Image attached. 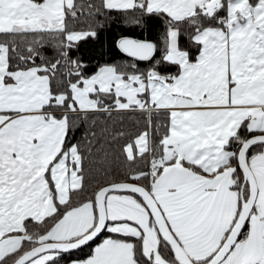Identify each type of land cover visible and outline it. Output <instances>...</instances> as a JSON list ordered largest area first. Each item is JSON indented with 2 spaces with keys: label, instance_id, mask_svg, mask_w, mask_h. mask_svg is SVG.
I'll use <instances>...</instances> for the list:
<instances>
[{
  "label": "snow or ice",
  "instance_id": "snow-or-ice-1",
  "mask_svg": "<svg viewBox=\"0 0 264 264\" xmlns=\"http://www.w3.org/2000/svg\"><path fill=\"white\" fill-rule=\"evenodd\" d=\"M0 264H264V0H0Z\"/></svg>",
  "mask_w": 264,
  "mask_h": 264
},
{
  "label": "trees",
  "instance_id": "trees-1",
  "mask_svg": "<svg viewBox=\"0 0 264 264\" xmlns=\"http://www.w3.org/2000/svg\"><path fill=\"white\" fill-rule=\"evenodd\" d=\"M156 34V29H153ZM146 33L139 28H134L124 22L120 16L113 17L105 22L103 29L100 30L97 40L90 41L81 46V51L91 61V66H96L105 62H121L123 54L116 48V42L122 36L132 38H142Z\"/></svg>",
  "mask_w": 264,
  "mask_h": 264
}]
</instances>
